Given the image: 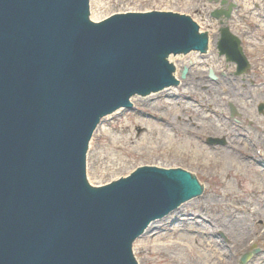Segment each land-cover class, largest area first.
Wrapping results in <instances>:
<instances>
[{"label": "water", "instance_id": "1", "mask_svg": "<svg viewBox=\"0 0 264 264\" xmlns=\"http://www.w3.org/2000/svg\"><path fill=\"white\" fill-rule=\"evenodd\" d=\"M88 13L89 0H0V264H136L133 242L202 191L187 172L155 168L88 185L100 119L174 86L168 56L208 43L177 14L126 11L92 23ZM239 44L220 29L217 49L236 75L249 68Z\"/></svg>", "mask_w": 264, "mask_h": 264}, {"label": "rangeland", "instance_id": "2", "mask_svg": "<svg viewBox=\"0 0 264 264\" xmlns=\"http://www.w3.org/2000/svg\"><path fill=\"white\" fill-rule=\"evenodd\" d=\"M248 1L249 9L243 0H100L103 7L95 10L96 0H89L87 18L92 23L126 11L173 13L194 21L210 38V49L204 52L172 55L178 74L169 92L150 93L154 97L138 95L129 109L101 118L88 143L86 181L94 189L125 179L141 168L181 169L202 187L199 195L154 222L133 242L136 264H206L211 255L207 240L191 236L197 230L190 231L179 221L185 215H205L212 220L227 215L235 218L234 210L240 206L257 212L245 236L232 241L222 232L212 235L228 248L230 264H264V200L258 199L264 198V110H258L264 105V73L260 72L264 65V0ZM229 7L228 20L211 17L214 11ZM221 28L239 39L249 64L244 74L236 75V65L218 54ZM220 83L224 85L220 87ZM188 88H196V92L188 95ZM230 107L236 111L233 117ZM205 114L208 118L203 120ZM189 118L197 120L193 128ZM190 127L192 133L188 134ZM223 130L226 135L220 134ZM255 137L260 144L252 142ZM210 140L218 142L212 144ZM229 146L247 149L255 162L247 165L221 160L218 150ZM198 197L203 208L211 206L209 212L188 208L178 214L181 206ZM244 256L247 258L242 263ZM217 263L212 260V264Z\"/></svg>", "mask_w": 264, "mask_h": 264}, {"label": "bare ground", "instance_id": "3", "mask_svg": "<svg viewBox=\"0 0 264 264\" xmlns=\"http://www.w3.org/2000/svg\"><path fill=\"white\" fill-rule=\"evenodd\" d=\"M244 1V7L246 9H249L248 7L250 6V2L248 0H243ZM248 1V2H247ZM92 3H91V8H92ZM93 7L95 8V10H99L102 9L103 4L100 3V0H96V2L94 3ZM189 10V9H187ZM223 10V9H221ZM90 13V11H89ZM93 18V17H92ZM94 20H98V19H94ZM199 37L203 40H207V42H209L210 38L207 35H204L201 31L198 32ZM218 37H216L217 39ZM218 40V39H217ZM214 42V39L211 41V45ZM210 43H207V49H210L209 46ZM214 44V43H213ZM178 56V55H176ZM173 56V57H176ZM172 55L168 56V58L166 59L167 62L172 66L175 67L172 62H174ZM176 59V58H175ZM176 65V64H175ZM261 74L264 73V65L263 68L260 70ZM177 70L176 68H174L173 71V76L176 80L177 78ZM222 83L219 84V86L221 87ZM226 85V84H225ZM231 84H228L226 87H230ZM170 88L168 89H163L161 92L155 93L154 95H157L159 93H167L169 92ZM194 92H196V88L193 89ZM191 88H188L185 92L188 95H192V91ZM229 93V91H228ZM153 94H150L149 97H154ZM221 97H225V94H223ZM138 97L134 96L130 99V105H134V103L137 101ZM190 109V108H189ZM122 110H117L116 112H114L113 115H119L121 113ZM190 111V110H188ZM209 113H214V112H209ZM208 118V116H206V114L204 115V117H202L203 120H206ZM208 121V120H207ZM189 123L190 126L193 128L194 125L197 124V120H193L191 118H189ZM210 125V124H208ZM190 127V129L187 131L188 134H191V130L192 128ZM172 130V129H171ZM174 131V130H173ZM102 133V130L101 132ZM219 134V133H218ZM221 135H226V131L223 130L220 131ZM260 139L258 137H255V139L252 141L256 144H260ZM214 151V150H213ZM221 158V160L227 161L229 163L234 162V161H238L239 163H246L247 165L250 164V162H255L254 157L252 156L251 152L248 151L247 149H243V148H232V147H227L224 150H218ZM172 171H177V170H181V169H170ZM183 171V170H181ZM186 172V171H183ZM191 175V174H190ZM180 176V175H179ZM193 175H191L192 178ZM182 178L181 182L183 183V185L186 187L185 190L187 192L192 191L193 190V186L191 184V182L188 181L187 178L180 176ZM194 177V176H193ZM193 179V178H192ZM199 183V182H198ZM200 185V184H199ZM200 188L202 189L201 185ZM258 199H262L264 200V198H259ZM260 204L257 203V206H260ZM247 207V208H246ZM188 208H194L196 210H201V211H206L209 212L211 209L210 205H207V207L203 208V205L200 202V199L198 197V199L196 198L195 200L189 201L188 203H186L185 205L181 206L179 209H183L181 211L178 212V214L181 212H186ZM234 212L237 214V217H233L231 215H227L224 218L218 219V220H212L210 217H206L205 215H203L202 217L197 216V218H194L193 216H188L185 215L182 217V219L179 221L178 224L180 223H185L188 227V230H197V232H192L193 235L191 236H195L201 238V236L207 240V247L209 248L211 255L209 254V257L206 259V264H212V260L214 261H218L217 264H230L231 261L229 259V257H227V251L228 248H224L223 246H221L220 242H218L217 240H215L214 235H212L214 232H222L223 234H225L227 237H229L232 241H237L238 239L241 240L244 236L245 233L247 232V230H249L250 225L249 223L252 221V219L254 218V215L257 214L256 211L254 210H248V206H243V207H238L237 209L234 210ZM244 212V213H243ZM208 219V220H207ZM198 220H201L200 222ZM154 223L150 224L148 226V228H150ZM208 234V235H207ZM209 235L211 236L209 238ZM215 242H214V241ZM199 245H197L198 247ZM231 246V243H229V247ZM219 259V260H218ZM177 264H184L182 261H179ZM191 264H200L197 263L196 261L193 263L191 262Z\"/></svg>", "mask_w": 264, "mask_h": 264}, {"label": "flooded vegetation", "instance_id": "4", "mask_svg": "<svg viewBox=\"0 0 264 264\" xmlns=\"http://www.w3.org/2000/svg\"><path fill=\"white\" fill-rule=\"evenodd\" d=\"M230 13H231V11H230ZM211 17H212V15H211ZM220 19H221V20H222V19H224V20H228L229 18L221 17ZM216 20H219V19H216ZM220 25H223L222 22L220 23ZM219 39H220V29H219V38H218V42H219ZM218 42H217V44H218ZM216 47H217V45H216ZM239 47H240V49H241V51H242V54H243V48L241 47V43L239 44ZM218 54H219V51H218ZM219 55H220V54H219ZM243 55H244V54H243ZM220 56L225 57L226 61L228 62V60H227V58H226L225 55H220ZM182 73H183V71H182Z\"/></svg>", "mask_w": 264, "mask_h": 264}]
</instances>
